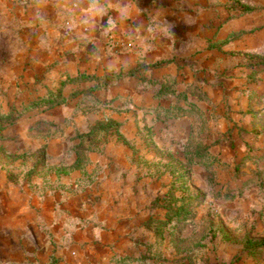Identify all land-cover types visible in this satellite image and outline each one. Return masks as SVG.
<instances>
[{"label":"rangeland","instance_id":"374dc122","mask_svg":"<svg viewBox=\"0 0 264 264\" xmlns=\"http://www.w3.org/2000/svg\"><path fill=\"white\" fill-rule=\"evenodd\" d=\"M85 1L0 0V242L42 169L77 170L68 218L40 220L37 264H264L246 245L264 238V0L230 1L245 33L161 106L134 103L166 91L114 73L138 43L116 38L111 13L91 25Z\"/></svg>","mask_w":264,"mask_h":264},{"label":"crops","instance_id":"0c3cea01","mask_svg":"<svg viewBox=\"0 0 264 264\" xmlns=\"http://www.w3.org/2000/svg\"><path fill=\"white\" fill-rule=\"evenodd\" d=\"M230 1L86 0L84 8L93 13L91 25L96 22L101 25L103 21L106 23L105 17L111 13L109 22L113 24L116 38L119 41L134 40L138 43L136 49L114 58L117 67L114 73L130 70L129 80L137 86L132 89H139V85L144 82L150 86L153 84L152 87L148 86L150 89L166 91L164 95L149 98L150 101L143 102L141 97L134 102L137 106H161L164 105L165 97H171L175 92L178 95L181 88L187 90L190 86H200L205 80L202 74H213L211 71L218 67L220 55L225 58L230 51L229 43L238 39L236 36L231 37L232 34L235 31H239L240 35L245 33L242 29L246 28V23L242 19L233 18ZM239 13V18H242L244 12ZM99 38L104 44L107 39L104 31L99 33ZM258 67V71H264L262 66ZM105 69H98L99 79L104 78ZM76 72L81 73L79 69ZM71 78L70 82H77V79ZM249 94L253 98V91L250 90ZM182 95L187 98L186 92ZM193 101L197 102L195 99ZM63 149L58 148L57 153ZM46 176L51 178L49 182H46ZM77 176V170L65 174L42 169L36 175L35 180L39 183L37 186L27 184L24 187V198L10 199V206L15 203L16 207L15 211L10 209L7 214L12 219L9 229H5V232L2 229L6 237H10L0 242V249L6 251L2 258L3 264H37L33 254L36 250L40 252L47 248L49 242L46 239L50 238V231L45 232L43 225L40 227V220L48 216V211L49 217L68 218L66 211L68 203H71L70 196L74 193L73 183ZM13 218L18 219L17 224ZM66 226L65 221H60L56 233L61 229L66 232Z\"/></svg>","mask_w":264,"mask_h":264},{"label":"trees","instance_id":"16d2710c","mask_svg":"<svg viewBox=\"0 0 264 264\" xmlns=\"http://www.w3.org/2000/svg\"><path fill=\"white\" fill-rule=\"evenodd\" d=\"M257 66H262V68L264 69V58L261 62L256 64ZM56 99V96H47V98L45 99L46 101L48 100L50 103H52L54 100ZM43 100V101H45ZM207 155H211L210 153H208ZM202 165H206L208 166L209 163H207V161H204L203 163H200ZM251 242V243H250ZM247 244V248L249 251H255V250H260V249H264V238L260 239V240H255V241H249L246 242ZM246 248V249H247Z\"/></svg>","mask_w":264,"mask_h":264}]
</instances>
